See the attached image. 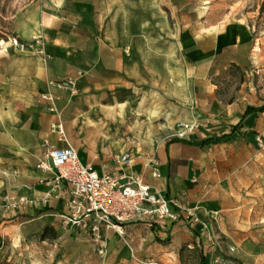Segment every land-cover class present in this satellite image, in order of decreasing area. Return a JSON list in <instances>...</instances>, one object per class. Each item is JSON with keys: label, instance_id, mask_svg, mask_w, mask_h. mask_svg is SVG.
<instances>
[{"label": "crops", "instance_id": "crops-1", "mask_svg": "<svg viewBox=\"0 0 264 264\" xmlns=\"http://www.w3.org/2000/svg\"><path fill=\"white\" fill-rule=\"evenodd\" d=\"M59 8L67 10L68 17H57ZM106 12L103 0H40L28 7L21 24L14 28L24 46L19 50L10 47L11 55L0 56V67L5 66L0 73V205L3 208L9 197L25 198L31 204L19 210L5 209L2 218L15 217V223L21 226L61 224L66 201L52 199L45 205L39 202L47 192L56 190L50 183L54 174L36 168L46 142L65 146L51 127L57 114L80 161L97 173L117 171L114 158L133 143L111 141L105 126L90 121L93 108H97L104 114L102 119L115 126L104 99L112 90L125 88V78L131 76L133 42L126 41L123 27H112L115 21H108ZM250 45V35L239 23L227 24L207 35L187 31L180 48L186 51L184 55L192 65L181 66L176 78L173 72L168 73L163 95L148 91V97L160 103L168 100V108L170 101L178 99L188 106L189 82L201 81L203 86L208 72L226 65L214 63L223 51L234 49L236 56L243 58ZM149 83L153 88L157 86L155 78ZM47 95L54 98L52 104L42 99ZM247 107L234 113L229 130L226 123L193 108L186 111L184 119L175 121L170 108L168 114H161L163 119L168 118V135L148 138L147 143L143 142L148 147L140 148L142 153L155 155L161 176L152 177L141 160L130 171L143 177L150 192L178 205L172 208L177 219L152 227L130 225L123 236L103 229L108 251L120 246L142 263L182 264V249L203 246V253L219 262L221 254L226 253V243H230L228 251H236L237 261L256 264L264 257L263 249L255 248L252 238L253 228L264 226L258 212L264 207V157L253 155V147L261 145L252 134L264 112L243 118ZM191 121H199L202 126L183 140H215L204 146L169 142L175 137L176 123ZM117 125L121 122L117 121ZM186 211L195 214L197 224H191ZM225 227L233 231L226 235ZM17 237L18 243L24 242V233Z\"/></svg>", "mask_w": 264, "mask_h": 264}, {"label": "rangeland", "instance_id": "rangeland-1", "mask_svg": "<svg viewBox=\"0 0 264 264\" xmlns=\"http://www.w3.org/2000/svg\"><path fill=\"white\" fill-rule=\"evenodd\" d=\"M103 1L106 4L107 20L112 18L115 21L112 27H123L126 41L133 42L129 58L131 76H126L125 88L112 90L108 99H104L109 104L108 115L114 119L112 121L115 126L102 119L104 114L97 108H93L90 114L93 125L100 122L102 127L105 126L104 131L111 141L139 143L140 148H147L148 145L143 142L148 138L155 140L168 135V118L163 119L161 114H168L170 109L174 114L173 121L184 119L186 111L190 112L193 108L203 116H214L218 122L226 123V129L229 130L236 111L247 106L264 105V0ZM39 2L40 0H0V56L11 55L13 47L10 48L9 39L18 38L14 28L21 24L28 7ZM56 16L68 17L67 10L59 8ZM232 23L243 25L250 35L251 47L243 58L236 56L234 49L223 51L220 57L214 59V63L224 62V67H216L214 72H208L203 86L201 81L189 82L188 106L180 104L178 99L170 101L169 109L168 100L160 103L148 97V91L163 95L162 92L168 85V73L173 72V78H176L181 66L192 65L193 62L184 55L186 51L180 48L187 31H199L207 35ZM232 59L235 62H230ZM4 69L5 66L0 67L1 74ZM191 77L189 67V78ZM153 78L157 82L154 88L149 83ZM117 121L121 125H117ZM258 121L252 134L261 147L255 145L253 155L264 157V114L259 115ZM4 210L0 205V264H136L127 248L125 251L118 246V250L110 252L106 249L105 241L100 247L93 242L86 230L64 228L61 224L21 226L15 223V217L2 218ZM258 212H261L264 219V207ZM210 215L214 216L212 213ZM45 227L53 229L55 239L49 235V238L42 241L41 234ZM253 230L255 248H262L264 251V226H256ZM231 231L232 228L225 227L226 235ZM23 233L24 242L18 243L17 235ZM226 241H230L228 236ZM120 245H125L122 240ZM229 246L231 244L226 243V253L221 254L219 262L213 261L207 253L204 254L203 246L193 250L182 249L180 262L245 264L234 258L236 251H228ZM256 264H264V257Z\"/></svg>", "mask_w": 264, "mask_h": 264}, {"label": "built area", "instance_id": "built-area-1", "mask_svg": "<svg viewBox=\"0 0 264 264\" xmlns=\"http://www.w3.org/2000/svg\"><path fill=\"white\" fill-rule=\"evenodd\" d=\"M9 45L13 48L24 46L16 37L9 39ZM42 99L50 104L54 100L49 95L43 96ZM200 126L202 125L199 121L178 122L175 137L185 138ZM51 127L57 140L65 146L56 147L47 142L44 144V151L37 160L36 168L54 174L50 183L56 190L47 192L39 202L45 205L52 199L66 201L65 211L60 216L64 228L86 230L92 236L93 242L102 247L103 229H111L123 236L130 225L144 224L152 227L163 225L167 219H177L172 208L178 205L150 192L143 177L130 171L136 161L141 160L143 168L149 171L152 177L159 178V163L153 153H142L139 143H132L124 154L114 158L117 171L97 173L91 165L80 161L77 152L68 143L58 114ZM30 204L31 201L25 198L9 197L4 200L3 208L19 210ZM186 213L192 218L191 224H197L195 214L189 211ZM136 262L155 264L138 260Z\"/></svg>", "mask_w": 264, "mask_h": 264}, {"label": "trees", "instance_id": "trees-1", "mask_svg": "<svg viewBox=\"0 0 264 264\" xmlns=\"http://www.w3.org/2000/svg\"><path fill=\"white\" fill-rule=\"evenodd\" d=\"M264 112V105L261 106V107H247L244 111V114H243V118L250 115V114H255V113H262ZM238 125H236L237 127ZM212 140H215L214 138H208V139H204L203 141H200V142H188V141H185L183 139H180V138H177V137H173L170 139L169 142H176V141H181V142H184V143H187V144H191V145H196V146H204L206 144H208L209 142H211ZM51 235V237L53 239H55V234H54V231L53 229L49 228V227H45V229L43 230L42 234H41V239L42 241L45 240L46 238H49L47 236ZM201 262H203V259L201 260ZM203 264V263H201Z\"/></svg>", "mask_w": 264, "mask_h": 264}, {"label": "bare ground", "instance_id": "bare-ground-1", "mask_svg": "<svg viewBox=\"0 0 264 264\" xmlns=\"http://www.w3.org/2000/svg\"><path fill=\"white\" fill-rule=\"evenodd\" d=\"M0 53H1V51H0Z\"/></svg>", "mask_w": 264, "mask_h": 264}]
</instances>
